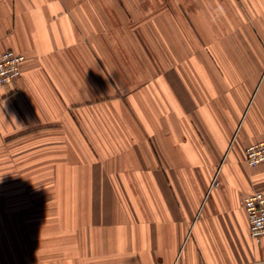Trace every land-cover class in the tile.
I'll return each mask as SVG.
<instances>
[{
    "label": "crops",
    "instance_id": "obj_1",
    "mask_svg": "<svg viewBox=\"0 0 264 264\" xmlns=\"http://www.w3.org/2000/svg\"><path fill=\"white\" fill-rule=\"evenodd\" d=\"M253 22L264 0H0V52L26 57L0 140L36 155L0 159V264H264L241 201L264 191ZM157 35L189 58L139 83Z\"/></svg>",
    "mask_w": 264,
    "mask_h": 264
},
{
    "label": "rangeland",
    "instance_id": "obj_2",
    "mask_svg": "<svg viewBox=\"0 0 264 264\" xmlns=\"http://www.w3.org/2000/svg\"><path fill=\"white\" fill-rule=\"evenodd\" d=\"M238 2L239 0H237V3ZM152 25L155 26L154 23ZM257 26H259V23L255 24L253 22L249 24V28H252V30L254 31L253 33L259 38V46H262L264 49V38H261ZM262 26L264 27V24H262ZM140 41L142 42L143 40ZM183 42L184 46L192 44L191 40L164 38L159 37L158 35L154 36L151 39L152 47H146L145 53H141L139 54V56H137V69L135 70V79L139 80V83H142L143 81L150 80L152 76H156V74H159L161 72V67L163 64H166L168 62L178 63L182 60L183 62H187V58L189 57L183 52V45H181V43ZM104 78L112 79L111 72L104 71ZM21 140L22 136L9 138V140L1 139L0 159L33 158L34 156H36L32 151L33 147H35L34 144L31 141H28V143L23 145Z\"/></svg>",
    "mask_w": 264,
    "mask_h": 264
},
{
    "label": "built area",
    "instance_id": "obj_3",
    "mask_svg": "<svg viewBox=\"0 0 264 264\" xmlns=\"http://www.w3.org/2000/svg\"><path fill=\"white\" fill-rule=\"evenodd\" d=\"M25 61L23 54L12 50L0 52V90L9 89L16 84ZM244 160L249 168L263 164L264 140L247 146ZM241 201L248 217L250 236L259 242L264 238V191L256 189Z\"/></svg>",
    "mask_w": 264,
    "mask_h": 264
}]
</instances>
